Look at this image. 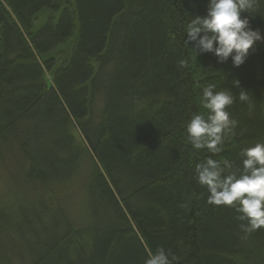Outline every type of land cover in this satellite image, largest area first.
Wrapping results in <instances>:
<instances>
[{
  "label": "trees",
  "instance_id": "trees-1",
  "mask_svg": "<svg viewBox=\"0 0 264 264\" xmlns=\"http://www.w3.org/2000/svg\"><path fill=\"white\" fill-rule=\"evenodd\" d=\"M206 5L0 0V167L16 188L0 208V264H144L160 247L172 264H264V229L242 239L238 213L207 203L194 170L213 154L186 139L214 84L237 95L238 127L213 158L240 166L264 142V45L239 67L195 57L185 28ZM242 16L261 29L264 0ZM76 183L73 218L62 195Z\"/></svg>",
  "mask_w": 264,
  "mask_h": 264
},
{
  "label": "clouds",
  "instance_id": "clouds-1",
  "mask_svg": "<svg viewBox=\"0 0 264 264\" xmlns=\"http://www.w3.org/2000/svg\"><path fill=\"white\" fill-rule=\"evenodd\" d=\"M256 9L257 0H207L205 15H195L187 24L184 44L195 57L212 53L218 63L231 59L232 65L239 67L245 63L249 50L257 42H264L261 30L253 29L249 18L242 16ZM180 66L186 67L187 61L181 60ZM239 86V80H233V87ZM215 89L214 84L202 89L199 105L205 111L193 114L185 125L186 139L191 147L196 151L206 150L213 156L224 150L238 127V120L228 111L237 95L231 89ZM238 99L248 102V92L241 89ZM213 156L195 164L197 184L206 189L208 204L229 207L238 213L241 238L247 239L264 229V142L243 148L240 166ZM192 199H199V196L193 192L180 206L189 208ZM171 255L160 247L149 253L144 264H172Z\"/></svg>",
  "mask_w": 264,
  "mask_h": 264
},
{
  "label": "rangeland",
  "instance_id": "rangeland-1",
  "mask_svg": "<svg viewBox=\"0 0 264 264\" xmlns=\"http://www.w3.org/2000/svg\"><path fill=\"white\" fill-rule=\"evenodd\" d=\"M43 12H46L45 10ZM44 13H42L43 15ZM40 21L37 19L35 21V25H39ZM261 32L264 34V26L261 27ZM255 45L262 46L264 45V42H257ZM11 169L14 171V168L11 167ZM7 169L4 166L0 167V208L5 207L6 209L9 208L11 202H14V185L10 184L8 175L6 174ZM81 187L78 183L74 184L73 189L71 192H68L67 197L63 196V200L66 201V205L69 208V211L71 212V215L73 218H77L82 213V205H83V199L81 195Z\"/></svg>",
  "mask_w": 264,
  "mask_h": 264
}]
</instances>
